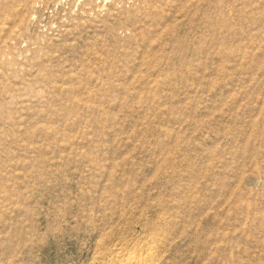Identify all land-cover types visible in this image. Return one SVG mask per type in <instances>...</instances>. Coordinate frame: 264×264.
I'll return each mask as SVG.
<instances>
[{"label":"rangeland","instance_id":"374dc122","mask_svg":"<svg viewBox=\"0 0 264 264\" xmlns=\"http://www.w3.org/2000/svg\"><path fill=\"white\" fill-rule=\"evenodd\" d=\"M0 264H264V0H0Z\"/></svg>","mask_w":264,"mask_h":264}]
</instances>
